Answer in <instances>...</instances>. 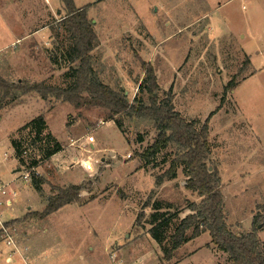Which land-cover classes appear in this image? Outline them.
Masks as SVG:
<instances>
[{"label":"rangeland","instance_id":"1","mask_svg":"<svg viewBox=\"0 0 264 264\" xmlns=\"http://www.w3.org/2000/svg\"><path fill=\"white\" fill-rule=\"evenodd\" d=\"M59 1L0 0L2 78L61 88L72 83V69L78 63L66 60L72 40L62 29L66 11L64 7L56 11ZM167 1L73 0L77 7H88L87 18L93 21L97 41L91 66L102 83L129 102L147 103L136 55L149 60L160 89L158 98L171 90L174 109L187 121H195L197 128L223 97L208 124L207 164L219 171L230 230L250 232L253 218L259 216L257 235L264 243V0H223L227 3L217 11L203 0H175L178 17L168 15ZM89 5L99 10L93 13ZM206 13L214 29L225 23L239 36L212 37ZM176 26L188 29H171ZM244 51L251 56V66ZM230 82L233 88L226 91ZM38 116L46 124L39 137L20 130ZM109 116L103 108L75 109L34 93H0V181L12 182L17 191L12 210L4 211V218L11 219L5 225L15 246L23 234L33 231L45 235L31 245L40 255L49 253L48 264H114L112 256L118 251L127 264H161L151 238L135 241L134 236L150 228L154 208L160 207L162 218L171 219L165 234L169 237L179 218L189 213L187 203H199L201 198L185 189L183 167L177 168L174 179L164 175L175 156L174 146L149 161L139 156L156 138L151 122L123 115L108 120ZM9 139L19 145L21 162L13 158ZM55 142L62 153L44 160ZM83 161L91 165L90 171L81 166ZM32 163L36 167L30 168ZM31 173L43 179L38 182L40 196L30 187ZM70 185L81 187L77 202L41 220L24 217L28 206V213L44 209L45 199L56 193L52 187ZM139 212L143 218L136 223ZM5 238L0 234V241ZM207 242L205 233L185 245L180 254L200 249L176 264H216L214 252L205 248ZM4 258L0 252V264H6Z\"/></svg>","mask_w":264,"mask_h":264},{"label":"trees","instance_id":"2","mask_svg":"<svg viewBox=\"0 0 264 264\" xmlns=\"http://www.w3.org/2000/svg\"><path fill=\"white\" fill-rule=\"evenodd\" d=\"M61 2L66 11V15L60 21L61 26L72 40L66 52V60L72 64L78 63L77 67L72 69V83L61 88L48 86L41 82L30 83L26 80L9 82L0 75V93L5 96L14 93L21 95L34 93L42 100L54 98L71 104L75 109L83 107L106 109L110 114L108 120H112L114 116L123 115L130 119L151 122L157 133L156 138L144 154L139 156L149 161L161 150L174 146L175 156L170 161L169 168L164 175L169 179H174L177 168L183 167L182 171L187 178L185 189L196 192L201 198L199 203H187L186 210L189 213L179 218V223L167 238L165 234L171 219L162 218L164 215L161 214L160 207L154 208L148 233L160 246L162 260L165 262L171 260L174 252L188 240L208 232L211 243L228 256L231 264H264V243L257 235L260 229L259 216L253 218L250 232L234 234L226 222L219 171L207 164L210 153L208 124L211 116L221 108L223 97L220 105L197 128L195 121H187L174 109L171 90L167 91L162 100L158 98L157 93L160 89L153 66L136 55L144 73L141 85L147 95V103L136 102L135 99L129 102L124 95L102 83L91 66V52L96 47L97 36L92 22L87 18V8H75L73 0H61ZM232 88L231 82L225 86L226 91ZM23 129H28L29 132L32 131L39 137L46 129L45 120L42 116H38L20 128V130ZM10 145L15 158L21 162L19 145L14 140H10ZM60 151H62V146L55 142L54 148L47 150L43 159L46 160ZM36 165L32 163L30 168ZM31 178L32 187L37 192L40 191L38 182H43V179L36 177L33 173H31ZM52 188L56 193L48 197L44 209L40 212L27 213L24 217L32 216L41 220L79 199L80 186ZM142 218L143 212H139L135 222H139Z\"/></svg>","mask_w":264,"mask_h":264},{"label":"crops","instance_id":"3","mask_svg":"<svg viewBox=\"0 0 264 264\" xmlns=\"http://www.w3.org/2000/svg\"><path fill=\"white\" fill-rule=\"evenodd\" d=\"M45 1H47V3H49L50 4V0H45ZM95 1V0H94ZM109 1V3L110 2H112V1H114V0H106V2H108ZM129 2H130V0H128ZM204 2V5L205 6H207V4H208V6H210V8H214L213 10L214 11H217V10H219V9H222L224 6H225V4L227 3V1L225 2V1H217V0H203ZM166 3V2H165ZM162 3H160V2H158V6L159 7H161L162 5H161ZM167 5H169V7H171V9L167 12L168 13V15L170 14V13H172V15H174L173 17H175V14L177 15V17H178V15L180 14V11H179V14H178V11H177V7H179V5L177 4V2H175V0H172V2L170 1V0H168L167 1V3H166ZM59 5V6H58ZM58 5H55V7L57 8L56 9V11L58 12L60 9H62V7H63V4H62V2H61V0L59 1V4ZM75 6V5H74ZM85 7V6H84ZM75 8H77V9H80V8H83V7H77V6H75ZM88 8V7H87ZM147 8H148V10H150V7L147 5ZM88 10H92L93 11V13L95 12V11H97V10H99L98 9V7H94V5H92V6H90L89 5V9ZM156 11H158V9H156ZM148 12V11H147ZM171 16V15H170ZM206 16H208V14L206 13ZM206 18H208V23H209V34L212 36V37H214V36H216V35H218V34H222V35H237V36H239L238 34H233L230 30H229V28H227V26H226V24L225 23H223V24H221V25H219V26H217L215 29H214V27H213V25H212V21L209 19V16L208 17H206ZM141 19H142V17H141ZM143 21V20H142ZM175 28H177V30L178 29H188V26H181V27H173V28H171V29H174L175 30ZM170 29V28H169ZM218 31H220V32H217V30ZM43 31L45 30L46 31V29H42ZM240 38H243L242 36L240 37ZM244 50V49H243ZM245 52V51H244ZM245 54H246V56H249L246 52H245ZM249 61H250V66L252 65V59H251V56H249ZM148 62H149V60H148ZM249 75H252V73H249L248 74V76ZM248 76H246L245 78H247ZM22 105L20 104V105H16V106H14V107H12V108H8L7 110H11V109H14V108H19V107H21ZM6 111V110H5ZM32 120V119H31ZM31 120H29V121H31ZM29 121H27V123L29 122ZM25 122H23L22 124H24ZM12 134V133H11ZM10 134V135H11ZM9 135V136H10ZM9 142H10V139H9ZM11 146V145H10ZM12 148V147H11ZM12 151H13V149H12ZM60 153H62V151H60V152H58V153H56V154H60ZM56 154H54V155H56ZM53 155V156H54ZM53 156H51L50 158H52ZM13 158L15 159V161H16V163L18 162L17 161V159L15 158V155H14V151H13ZM13 173H14V170H13ZM13 181H14V179H13ZM28 182V181H27ZM11 184H12V182H11ZM11 184L9 185V184H4V183H2L1 181H0V185H3V187L0 189V218H1V220L3 221V222H7V221H9V220H11V219H5L4 218V211L6 210V209H10V210H12V206H13V202H15V200H16V198H17V191H16V187L15 188H12L11 187ZM222 184V183H221ZM30 186V185H29ZM30 187H32V186H30ZM222 188V187H221ZM34 189V188H33ZM35 190V189H34ZM36 191V190H35ZM37 192V191H36ZM38 193V192H37ZM39 194V193H38ZM39 196H40V194H39ZM41 198V197H40ZM47 199H48V197L45 199V205H46V202H47ZM223 201H224V197H223ZM66 206V205H65ZM64 207V206H63ZM62 207V208H63ZM28 208H31V207H27L26 208V211H25V213L27 212L28 213V211H27V209ZM61 209V208H60ZM59 209V210H60ZM58 211V210H57ZM37 212H39V211H37ZM13 219V218H12ZM15 219V218H14ZM148 230H149V228L148 229H146L143 233H140V234H138V235H136V236H134V240L136 241V240H138V239H143V240H148V238H151V236H150V234L148 233ZM31 232L29 231V234H30ZM205 233H207L208 234V232H204V233H201L200 235H202V234H205ZM1 235L3 234V233H0ZM4 235V234H3ZM24 235V234H23ZM23 235H22V238H21V240L20 241H18V243H17V245L15 246V242L13 243V244H7L6 243V241L5 240H1L0 241V244H1V246H0V252L4 255V262L6 263V264H12V263H15V264H48V262H50V256H49V253H45V251H43V253H41V255L40 254H38V253H36L35 252V249L32 247V245H31V242L35 239H41L42 238V236H44L45 237V235H43V234H39V233H37V232H33L32 231V235H25L24 237H23ZM199 235V236H200ZM5 236H9V237H11L8 233L7 234H5ZM198 236V237H199ZM208 236H209V234H208ZM127 237V236H126ZM128 238V237H127ZM197 238V237H196ZM196 238H193V239H190V240H188L185 244H183L181 247H179L175 252H174V254H173V256H172V258H171V260H169V261H167V262H164V263H166V264H176V263H178L179 261H181V259L182 258H184V257H187V256H190V255H194L200 248H198V249H194V250H191V251H184L182 254H180V250L185 246V245H189V244H191L193 241H195L196 240ZM43 239V238H42ZM151 240L155 243V245L157 246V249L159 250V252H160V255H161V264H164L163 263V260H162V253H161V250H160V246L158 245V243L156 242V241H154L152 238H151ZM205 248H207L208 250H211V251H213L214 252V254H215V256H216V264H231L230 262H229V260H228V257H227V255L225 254V253H223V252H221V251H219L212 243H211V240H210V236H209V242H207L206 244H205ZM119 254H120V251H118V252H116L115 253V255H113L112 257H113V259L114 258H116V264H127V262H128V260H126L124 257H121V255L119 256ZM222 256H225V262L224 263H221V259H223V257ZM52 259V258H51ZM175 260V261H174ZM174 261V262H173ZM111 264V263H110Z\"/></svg>","mask_w":264,"mask_h":264},{"label":"built area","instance_id":"4","mask_svg":"<svg viewBox=\"0 0 264 264\" xmlns=\"http://www.w3.org/2000/svg\"><path fill=\"white\" fill-rule=\"evenodd\" d=\"M88 142H92L93 141V137L92 136H89L88 138ZM81 164V166H83L84 168H85V170H87V171H90L91 170V165L87 162V161H83V162H81L80 163ZM23 178L24 179H27V175L25 174L24 176H23ZM3 187V185H0V189ZM1 217V216H0ZM6 222H3L2 220H1V218H0V232L1 233H3L2 235L4 236V237H6L5 238V241H6V243L7 244H13L14 243V241L12 240V238L11 237H7V236H5V234H7L8 233V231H7V227H6ZM112 259H113V257H112ZM114 264H116V263H114Z\"/></svg>","mask_w":264,"mask_h":264},{"label":"water","instance_id":"5","mask_svg":"<svg viewBox=\"0 0 264 264\" xmlns=\"http://www.w3.org/2000/svg\"><path fill=\"white\" fill-rule=\"evenodd\" d=\"M92 23H93V21H92ZM112 154V153H111ZM209 170H211V168H209Z\"/></svg>","mask_w":264,"mask_h":264}]
</instances>
